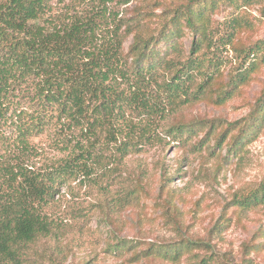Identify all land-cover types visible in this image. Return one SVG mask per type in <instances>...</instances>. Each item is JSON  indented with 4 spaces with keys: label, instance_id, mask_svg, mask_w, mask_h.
I'll return each instance as SVG.
<instances>
[{
    "label": "trees",
    "instance_id": "obj_1",
    "mask_svg": "<svg viewBox=\"0 0 264 264\" xmlns=\"http://www.w3.org/2000/svg\"><path fill=\"white\" fill-rule=\"evenodd\" d=\"M130 1L0 0V264H63L60 242L69 223L80 229L97 217L115 224L122 209L148 196L139 156L153 145L188 143L194 126L172 115L209 91L225 103L254 69L251 58L246 68L235 63L228 83L214 87L219 48L234 41L236 26L220 42H208L205 17L220 3L257 0H186L165 7L150 31L115 6ZM184 28L193 35L188 51L180 39ZM263 111L264 90L241 131ZM131 161L142 171L138 177L126 172ZM231 204L264 207V177L236 192ZM108 233L107 253L136 249L135 239ZM76 244L68 238L66 247L73 251ZM171 245L177 257L183 248L211 244L187 238ZM162 247L150 243L135 255L159 254Z\"/></svg>",
    "mask_w": 264,
    "mask_h": 264
},
{
    "label": "rangeland",
    "instance_id": "obj_2",
    "mask_svg": "<svg viewBox=\"0 0 264 264\" xmlns=\"http://www.w3.org/2000/svg\"><path fill=\"white\" fill-rule=\"evenodd\" d=\"M185 1L131 0L115 6L133 16L141 31H150L165 17V7ZM205 21L208 42L213 43L220 42L221 35L236 26L234 41L219 48L221 60L214 87L228 83L229 70L235 63L242 61L246 68L251 58L255 61L253 71L225 103L217 104L215 91H209L172 115L174 122L194 126L188 143L171 141L148 148L139 156L145 165L143 172L129 162L126 172L135 177L144 174L148 196L122 209L115 224L105 220L99 223L97 217L80 229L69 223L71 230L60 242L63 264H200L202 259L207 264H264V207L244 210L231 204L236 192L258 184L264 177V111L241 131L243 118L264 90V0L220 3L215 10L207 11ZM180 39L188 51L193 35L184 28ZM130 42L131 37L125 42L126 51ZM249 46H253L254 54L247 56ZM219 119L222 122L214 125L209 121ZM201 120L206 122L198 124ZM236 121V125H229ZM222 135L225 140L218 145ZM237 136L243 139L231 152ZM217 222L225 225L215 228ZM96 230L101 231L102 238L96 239ZM109 230L135 239L136 249L119 256L104 251ZM68 238L76 239L73 251L66 247ZM187 238L203 239L211 245L183 248L175 257L176 246L171 244ZM154 242L163 245L159 254L136 257V251Z\"/></svg>",
    "mask_w": 264,
    "mask_h": 264
}]
</instances>
